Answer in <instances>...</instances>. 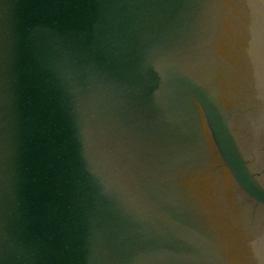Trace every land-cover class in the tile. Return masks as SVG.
Here are the masks:
<instances>
[{
	"label": "water",
	"instance_id": "water-1",
	"mask_svg": "<svg viewBox=\"0 0 264 264\" xmlns=\"http://www.w3.org/2000/svg\"><path fill=\"white\" fill-rule=\"evenodd\" d=\"M231 3L0 0V264H239L250 240L197 184L221 159L264 205L208 89L227 108L216 82L246 84L244 36L226 51ZM231 125L264 182V99Z\"/></svg>",
	"mask_w": 264,
	"mask_h": 264
}]
</instances>
